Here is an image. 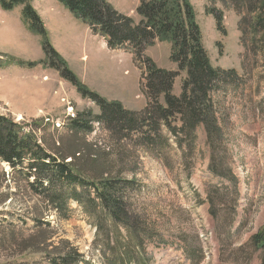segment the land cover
Segmentation results:
<instances>
[{"label": "rangeland", "instance_id": "1", "mask_svg": "<svg viewBox=\"0 0 264 264\" xmlns=\"http://www.w3.org/2000/svg\"><path fill=\"white\" fill-rule=\"evenodd\" d=\"M140 1L106 0L138 24L143 21L136 12ZM188 2L212 65L235 69L239 77L240 92L220 96L221 108L227 114L223 131L227 137L226 160L240 179L235 223L224 226L231 217L225 209L217 221L209 214V204L198 205L197 194L206 199L209 188L220 182L208 171L211 149L203 127L197 129L198 146L189 179L179 160L188 152L186 149L172 152V169H165L163 154L142 153L137 159L131 152L134 148L123 142L128 160L118 158L116 153L115 165L120 166V172L135 171H128L126 179H121L141 184V190L131 196L134 211L148 220L149 229L157 227L164 237L162 244L148 247L154 264H261L262 251L252 248L251 239L264 223V36L251 34L250 47L256 45L253 53L247 54L239 28L241 16L232 8L231 0ZM32 5L42 19L52 48L87 90L109 101H119L132 111L149 107L143 92L145 75L132 51L109 49L106 40L94 35L57 0H33ZM214 7L223 11L225 35L208 14L207 10ZM21 10L18 7L5 12L0 8V115L20 124L24 132L33 133L39 144L59 148L61 136L68 143L64 127L68 117L91 108L98 113V109L59 71L45 66L42 38L24 25ZM140 49L141 55L151 58L159 68L177 70L171 61L170 42L158 40ZM10 59L19 63L9 66L5 61ZM21 63L35 66L27 68ZM182 78H177L174 86L177 96L181 94ZM94 126L87 141L102 149L111 148L113 139L97 123ZM129 160H133L131 164ZM13 174L9 166L0 162V264H49L44 253H57L61 241H69L91 264H102L99 252L91 245L97 228L81 207L70 201L67 214L59 218L49 202L35 196L23 176ZM36 219L43 223L45 231L41 234L37 229L38 237ZM179 236L194 248H203L204 254L191 252L192 261H188L180 248L185 243ZM44 238L46 242L41 244Z\"/></svg>", "mask_w": 264, "mask_h": 264}, {"label": "trees", "instance_id": "2", "mask_svg": "<svg viewBox=\"0 0 264 264\" xmlns=\"http://www.w3.org/2000/svg\"><path fill=\"white\" fill-rule=\"evenodd\" d=\"M57 1L94 35L105 38L109 49L135 54L145 75L143 92L150 105L144 111H132L119 101H109L87 90L52 48L42 19L32 5L33 0H0V8L5 12L22 8L24 25L42 38L47 56L45 66L59 71L63 79L73 84L82 97L92 101L98 109V113L91 108L73 118L68 117L64 125L68 143L63 140L65 136H61L59 148L39 144L33 133L24 132L20 124L0 115V162L11 168L13 177L23 176L35 196L49 202L59 218L67 214L70 201L80 206L97 228L92 248L99 252L102 264H153L148 247L157 242L162 244L164 237L157 227L149 229L148 220L135 213L131 196L141 190V184L121 180L135 171L120 172L114 155L118 153V158L128 160V152L123 148L126 142L134 148L135 151H130L137 159L142 153H161L165 156L163 166L172 168V152L186 149L188 152L179 160L189 179L198 146L197 129L203 127L211 149L208 170L223 181L222 186H212L208 190L210 214L218 220L220 211L225 209L231 217H227L229 223L225 221L224 226H233L240 201V179L226 160L227 137L223 131L227 114L221 108L220 96L237 94L241 87L235 69L212 65L188 0H141L136 10L143 19L140 24L115 10L106 0ZM231 4L241 16L239 28L247 54L253 53L256 43L250 47L251 34L264 36V0H231ZM207 11L225 35L223 11L215 7ZM158 40L171 43L170 57L177 66L176 71L161 69L151 58L141 55V46H152ZM5 62L9 66L19 63L14 59ZM21 64L27 68L35 66V63ZM181 75V94L177 96L173 91ZM95 123L113 139L108 150L87 141V136L95 131ZM198 198L202 204L200 196ZM35 222L39 223L35 227L38 237V230L41 234L45 231L41 221L36 219ZM179 237L185 243L186 255L201 253ZM45 242L46 238L41 244ZM251 245L255 251H262L261 264H264V223L252 237ZM100 247L104 250L100 251ZM56 250L57 253H44L49 264H91L69 241H61Z\"/></svg>", "mask_w": 264, "mask_h": 264}]
</instances>
